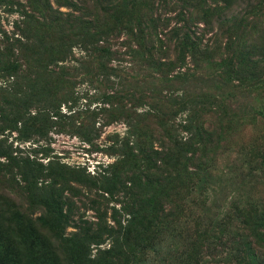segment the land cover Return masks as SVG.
<instances>
[{
  "label": "trees",
  "instance_id": "1",
  "mask_svg": "<svg viewBox=\"0 0 264 264\" xmlns=\"http://www.w3.org/2000/svg\"><path fill=\"white\" fill-rule=\"evenodd\" d=\"M66 1L60 5L75 8L71 0ZM27 2L33 7L30 0ZM93 4V10L80 12L74 17L66 14L65 19L61 14L58 21L48 13L43 14L50 10L44 11L40 16L42 19L37 20L42 32L26 43L16 40V43L9 42L10 39L6 37V41L0 43V76L12 78L16 82L25 80L24 92L34 96L40 93L51 95V101L40 114L44 117L39 119V123L48 120L47 108L53 109L66 103L61 100L62 97L73 93L74 87L82 80L98 85L109 83L110 89H113L114 83L110 77H115V74L111 71L118 70L126 74L120 86L125 87V98L131 105L129 108L120 105L118 99L113 102L111 98L116 97L112 93L104 104L115 106L116 112L113 115L109 113L104 123L108 125L121 119L127 121L137 137L149 135L151 145L144 146L146 139L140 140V145L135 148L125 143L127 149L122 153L124 161L131 158L128 162L133 168L138 160L146 162L144 178L137 176L131 180L138 181L132 185L146 182L147 187L139 190L131 184L128 186L130 193L126 192L125 196L129 200L122 206L125 216L118 219L115 214L121 215L115 210L110 217L112 224H108L103 214L96 216L93 221L83 220L81 224H76L70 211L63 213L58 203H53L44 195L41 198L45 201V213L35 220H28L20 213L12 215L14 221L8 220L5 216L10 210L4 204L9 196L1 191L12 187L10 180L14 183L13 171H19L24 183L20 195L25 193V189L28 193H43L35 189L36 181L41 177L50 179L48 172L43 171L52 167H30L28 160L19 164L11 151L0 145V159H4L0 161V217L6 223V227L0 225V264H133L130 257L135 259L138 256L132 252L129 240L135 237L137 230L145 231V224L150 228H161L173 214L172 211L176 210L173 203L177 191L192 188L207 171V163L212 162L217 151L229 143L224 128L228 117L234 115L233 106L226 104L224 96L219 99L205 88L207 79H217L218 83L230 79L239 83L264 82V45L252 44L254 36L257 37L263 31L264 21L261 23L256 15L252 19L231 15L226 10L231 5L230 0H177L176 8L182 7L177 21L184 22L186 26L172 28L171 37L167 36V27L159 23V18L155 16L158 10H153L157 5H167V0H94ZM31 9L22 10L21 16L31 17L36 11ZM213 21L218 22V28L212 27ZM64 22H69L67 27L62 26ZM197 25L202 27L198 34L195 32ZM226 25L228 28H225ZM223 28L227 33L226 40L219 43L218 34ZM122 33L129 37L125 44L119 41ZM206 33H211L214 42L219 44L214 50L208 51L209 48L200 45ZM76 46L85 53L83 59L76 61L81 67L91 69L89 74L93 71V75L85 72L83 76L86 77L77 79L79 76L70 73L74 70L73 66H59V63L71 61V50ZM121 48L127 49L124 54L132 57V62L120 59ZM122 63L128 64L130 68H120ZM135 65L139 67L138 75L128 76L126 70H131ZM207 67L213 68L217 78L205 75ZM129 85L131 89L142 87L138 97L135 91L128 88ZM162 85L164 88L160 89ZM9 87L7 85V89ZM139 99L149 101L140 102ZM16 101L18 99L8 102L15 108L18 106L21 111L11 125L20 122L26 125L22 106L18 105L22 100ZM142 106H148L149 112L140 114L134 111ZM9 115L8 111L0 110V116H7L4 119L11 122ZM178 115L183 118L177 120ZM38 123L31 125L30 136L41 132L35 127ZM179 127L186 134L185 140L179 136ZM152 142L157 143L158 148L154 149ZM151 169L157 172L156 176L149 174ZM24 171H30L29 176ZM166 177H172L168 188L162 186ZM154 178V182H148ZM111 179V185L105 182L102 189L113 196V186L120 183V179ZM152 183H158L160 189L153 191ZM16 187L20 188L18 183ZM49 188L51 192L55 191L56 183L52 181ZM146 190L153 192L147 196ZM252 217L248 221L249 230L257 233L254 235L257 240L264 239V211ZM45 219H49V223ZM68 227L75 231L65 235ZM18 235H22L21 239L14 240ZM207 235L204 232L202 236L207 238ZM202 240L205 239L202 237ZM106 241H110V247L101 249ZM28 242L29 247L26 245ZM202 242L192 243L194 254H199L197 249L202 246ZM92 246L96 250L94 255L90 253ZM239 264L250 262L242 260Z\"/></svg>",
  "mask_w": 264,
  "mask_h": 264
},
{
  "label": "rangeland",
  "instance_id": "2",
  "mask_svg": "<svg viewBox=\"0 0 264 264\" xmlns=\"http://www.w3.org/2000/svg\"><path fill=\"white\" fill-rule=\"evenodd\" d=\"M71 1L75 8L61 6L62 2H67L66 0H30L33 7H30L27 0H0V43L6 41V37L13 43H16L14 40L20 43L31 41L36 34L42 32L37 20L46 10L50 11L43 14H50L56 21L61 14L65 19L66 14L74 17L80 12L93 10L94 0ZM230 1L231 5L226 10H229L231 15L247 19H252L251 17L256 15L261 23L264 21V0ZM175 4L177 0H167V5L156 4V8L153 9L155 12L158 10L155 16L159 18V23L167 27L168 37H171L172 28L186 26L184 22L177 21L182 7L180 5L176 8ZM31 8L36 10L31 17L21 16L22 10L27 11ZM66 23L64 22L62 26L67 27L69 22ZM197 26L196 34L202 30L201 26ZM212 27L218 28V22L213 21ZM225 28L228 26L226 25ZM218 35L220 37L217 40L223 43L227 35L225 29L223 28ZM121 36L120 42L123 41L124 44L128 42L129 37L125 33ZM254 37L253 45H264V28L257 37ZM200 43L203 48H209L208 51L214 50L219 45L214 42L211 33H206ZM124 52H127V49L121 48L120 59L132 62L134 59L126 57ZM71 54L69 57L71 61L59 63V66H73L74 70L70 73L79 76L77 79L86 77L83 76L85 72L93 75V71L89 74L91 69L81 67L76 61L85 56L79 46L73 47ZM87 64L91 66L90 62ZM115 66H118L117 63ZM125 66H128L127 69L130 68L125 63H122L120 68ZM138 69L139 67L135 65L131 70H126V73L128 76H136ZM111 72L115 74V77H110L114 83L113 89H110L109 83L98 85L96 82L82 80L74 87L73 93L62 97L61 100L66 103H61L59 107L53 109L48 107L46 111L49 114L48 120L39 123V119L44 117L41 115L46 104L51 101V95L40 93L34 96L30 92H24L27 83L25 80L16 82L12 78L0 76V110L8 111L10 114L8 118L11 120L8 122L4 119L7 116H0L2 130L0 145L11 151L19 164L28 160L30 167H52L48 171H43V173L48 172L50 179L41 177L36 181L35 189L38 188L43 193L34 191L29 194L25 189V193L20 195L19 191L24 183L21 181L19 171H13L15 178L14 183L10 180L12 187L4 188L5 191L0 190L9 196L4 204V207L10 210L5 216L6 219L14 221L12 215L20 213L28 220H35L40 214L45 213V201L41 198V195H44L53 203H58L63 213L70 211L76 224H81L83 220L93 221L96 216L102 214L110 224V217L115 210L121 215L120 217L115 214L118 219H123L125 216L122 206L127 199L129 200V197L125 196V193L130 191L128 186L131 184L139 190L147 187L146 182L132 185L138 181L131 180L137 176L144 178L146 162L137 159L136 167L133 168L128 162L131 158L124 161L125 157L122 153L127 149L125 143H128L130 148H135L140 145V140L146 139L144 146L151 145L149 135L137 137L127 121L121 119L108 125L104 123L109 113L112 112L110 115H113L116 112L115 106L104 104L112 93L116 97L111 98L113 102L118 99L120 105H126L127 108L131 105L125 98V87L120 86L126 74L118 70ZM204 73L217 78L213 68L207 67ZM216 80L207 79L204 86L219 99L224 96L226 104L233 106L234 115L228 117V123L224 128L229 143L225 148L217 151L212 162L207 163V171L192 188L188 190L181 188L177 191L173 203L176 210L172 211L173 214L161 228L154 229L145 224V231L137 230L135 237L129 240L133 248L132 252L138 256L135 259L130 257L133 264H239L242 260H247L250 264H264V239H256L254 235L257 233L249 230L248 222L255 213L260 214L264 211V82L239 83L230 79L218 83ZM7 85L10 86L9 89ZM128 88L137 93L136 97L142 91L141 86L138 89H131L129 85ZM161 88H164L163 85ZM17 99L22 100L18 105L22 106V115L27 121V126L22 122L11 125L15 116L21 114V111L18 106L15 108L8 102ZM139 101L149 100L139 99ZM135 110L140 114L149 112L148 106ZM32 117L36 118L31 120ZM179 118L183 116L178 115L176 119ZM36 123H38L36 129L39 128L41 132L30 136L31 125ZM178 129L180 138L185 140L186 134L181 131L183 128ZM41 133L42 137H40ZM154 142H152L153 147L156 149L159 145ZM3 160L0 159L1 162ZM24 173L29 176L30 171ZM149 174L156 176L157 172L151 169ZM111 177L120 179V183L113 186V196L102 189L105 182L111 185ZM171 179L172 177H166L162 186L167 188L171 186L169 183ZM52 181L56 183V190L53 192L49 188ZM154 181L155 178L148 180L149 183ZM17 183L20 188L16 187ZM152 187L153 191L160 189L158 183H152ZM147 190L146 194L150 196L153 191L147 192ZM1 202L0 198V207ZM45 220L49 223V219ZM1 224L6 225L4 219L0 217ZM73 231L74 228L68 227L65 235H70ZM204 232L208 234L207 238L202 236ZM44 234L47 233L44 231ZM21 236L14 237V240L21 239ZM37 236L41 238L40 234ZM202 237L205 240H202ZM201 241H203L202 246L197 249L199 254L196 255L193 253L192 243L198 244ZM29 244L28 242L26 245L29 247ZM110 244V241H106L101 249L109 248ZM95 252L92 246L90 253L94 255Z\"/></svg>",
  "mask_w": 264,
  "mask_h": 264
}]
</instances>
